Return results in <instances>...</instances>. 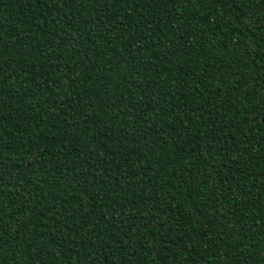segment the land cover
Wrapping results in <instances>:
<instances>
[{
  "label": "trees",
  "instance_id": "trees-1",
  "mask_svg": "<svg viewBox=\"0 0 264 264\" xmlns=\"http://www.w3.org/2000/svg\"><path fill=\"white\" fill-rule=\"evenodd\" d=\"M0 264H264V0H0Z\"/></svg>",
  "mask_w": 264,
  "mask_h": 264
}]
</instances>
